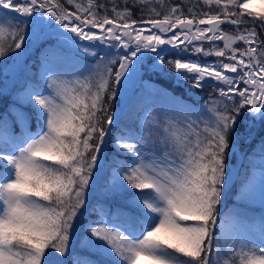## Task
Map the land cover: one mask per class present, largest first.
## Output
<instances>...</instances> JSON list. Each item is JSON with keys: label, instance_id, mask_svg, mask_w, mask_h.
Listing matches in <instances>:
<instances>
[{"label": "snow or ice", "instance_id": "obj_1", "mask_svg": "<svg viewBox=\"0 0 264 264\" xmlns=\"http://www.w3.org/2000/svg\"><path fill=\"white\" fill-rule=\"evenodd\" d=\"M110 2L65 0L71 10L60 0H0V59L22 61L44 37L78 65L43 75L45 87L27 84L20 97L32 115L10 108L19 134L7 114L0 118V264H264V138L247 158L234 206L222 203L239 174L229 158L243 161L239 123L246 143L255 122L264 124V40L246 26L250 17L264 28V0H192L187 14L186 0ZM137 5H149L140 20ZM189 54L217 59L184 60ZM164 64L177 83L210 85L217 95L202 104L170 97L138 131L121 128L113 101L146 65L163 72ZM112 144L129 160L111 166L104 194L127 195L134 211L97 212L81 236Z\"/></svg>", "mask_w": 264, "mask_h": 264}, {"label": "trees", "instance_id": "obj_2", "mask_svg": "<svg viewBox=\"0 0 264 264\" xmlns=\"http://www.w3.org/2000/svg\"><path fill=\"white\" fill-rule=\"evenodd\" d=\"M60 2L64 3L65 7L74 10L70 5L65 3V0H60ZM172 2L181 3V0H172ZM96 3L104 4L108 9L112 7L110 0H96ZM116 3L117 6H120L121 0H116ZM151 6L159 7L155 4ZM190 6H192V0H186V2L181 3V7L186 14L187 9ZM129 7H131V4H129ZM148 7L149 5H137L136 7L132 8V18L140 20V9L143 8L146 12ZM200 9L202 11H208L207 7H204L203 5L200 6ZM108 15L111 16L112 13L109 11ZM247 19L250 21V23L246 26H255L260 39L264 40V28H261L258 24L253 25L251 23L252 18L247 17ZM222 28L230 32L235 30V28L229 24L222 25ZM52 44L53 38L40 41L33 48V51L29 52L23 59L16 76L13 77V81L11 80L12 82H10L7 89L3 91L4 94L0 95V118H3V116L7 114L8 119L13 122V129L17 134L20 133L21 126L15 123L16 116L14 115L13 111H10V108L16 109L19 112L26 113L30 116L32 115V109L25 106L22 103L20 97V94L24 91L27 84L33 83L40 87L41 85H44L46 82L42 78V69L45 67L55 70L54 72L56 74L61 72H74L78 68V65L74 63L72 54L66 48L53 49L51 47ZM238 45L242 47V42H238ZM12 55L13 53H9L7 59H0V86H3L4 84L6 85V83L3 82L5 74L2 72V70L12 62ZM168 58L173 57L169 56ZM184 58H188V55L184 56ZM216 59L217 58L215 56H210L206 60L212 62ZM87 63H94V61L89 60ZM163 68V72L152 71L148 68L144 69L142 80L140 81L138 87H136V89L128 97L125 111L117 120L121 128L138 131L144 122L143 119L145 116L150 114H153L154 116L162 114L170 97H179L187 103L202 104L204 100L209 98V93H212L213 96L217 95L213 92V89L210 85L205 86L203 89H196L191 83L184 82V85L188 87V90H186L185 86L174 82V73H172V71L168 68L167 64H164ZM188 91L192 93H189ZM117 102L118 100L116 98L112 104V113L117 105ZM244 119L251 118L246 113ZM255 123L257 126L251 129V132L254 134V138L250 143H246L244 139V137L248 135V132L245 129L243 120H241L237 127V132L243 134L239 140V152L243 154V161L241 162L240 160L238 163L239 165L237 168L239 169V174L235 179V182L232 184L226 198L222 201L225 206V210L234 206V197L237 195L238 189L240 188L241 182L244 179L249 167L247 158L253 152V149L257 148L258 142L264 138V124H261L259 121H256ZM31 131H36V121L34 118L31 121ZM117 131L118 129L114 128L113 134H115ZM231 142L232 137L230 136V143ZM257 157H259V151H257ZM128 160L129 154L119 152L114 144L106 149V156L104 159V163L106 165L105 170L100 175L97 191L90 194L86 205L85 215L81 218V236L84 235L83 227L87 226L90 221L97 219V212H115L117 207L122 210L134 211L130 209L127 204L123 202L120 203L118 198H113L104 194L106 181L111 175V166H114V162L116 161L124 162L127 166ZM237 161L238 159L236 156H230V165L236 164ZM97 205H102V209L97 208ZM239 206L248 208L251 214H259L262 211L258 205L249 206L247 204H241ZM82 254L89 256L91 255L90 252H85Z\"/></svg>", "mask_w": 264, "mask_h": 264}, {"label": "rangeland", "instance_id": "obj_3", "mask_svg": "<svg viewBox=\"0 0 264 264\" xmlns=\"http://www.w3.org/2000/svg\"><path fill=\"white\" fill-rule=\"evenodd\" d=\"M38 40H36L35 42H33L32 43V45L31 46H33L36 42H37ZM222 43V42H221ZM30 49V48H29ZM14 55V54H13ZM13 57V56H12ZM196 59H199V58H196ZM195 61V60H194ZM22 61H16V60H14L13 58H12V62L6 67V68H4L3 70H2V72L5 74V77L3 78V82H5L6 83V85L3 87V86H0V91H4L6 88H7V86H9V83L11 82V80H12V78L16 75V70L18 69V67H19V64L21 63ZM149 63H151V60L150 61H148V64ZM147 66V65H146ZM48 68V67H47ZM44 69L45 68H43V71H44ZM53 74H55L54 72H51V75H53ZM174 82H176V80L174 79ZM151 117H146V118H144V122L146 123L149 119H150ZM119 199V202L120 203H125L124 201H125V199H127V195L125 196V197H123V198H118ZM81 227V224H79L78 225V228H80ZM85 227V226H84ZM83 227V228H84ZM80 235H81V233H80ZM75 243V242H74Z\"/></svg>", "mask_w": 264, "mask_h": 264}, {"label": "bare ground", "instance_id": "obj_4", "mask_svg": "<svg viewBox=\"0 0 264 264\" xmlns=\"http://www.w3.org/2000/svg\"><path fill=\"white\" fill-rule=\"evenodd\" d=\"M120 99H121V103H120V105L118 106V108H117V111H116V113H115V117H116V115L118 114V112L120 111V108H121V106L124 104V102H125V95L123 96V97H121L120 96Z\"/></svg>", "mask_w": 264, "mask_h": 264}, {"label": "water", "instance_id": "obj_5", "mask_svg": "<svg viewBox=\"0 0 264 264\" xmlns=\"http://www.w3.org/2000/svg\"><path fill=\"white\" fill-rule=\"evenodd\" d=\"M139 82V81H138ZM138 82H136L134 85H132L131 87H130V90L127 92V94L125 95V99L127 100V98H128V95H129V93L132 91V89L135 87V86H137L138 85ZM116 119H117V117H116Z\"/></svg>", "mask_w": 264, "mask_h": 264}]
</instances>
